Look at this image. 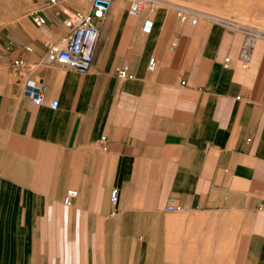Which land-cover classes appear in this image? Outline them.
Returning a JSON list of instances; mask_svg holds the SVG:
<instances>
[{
    "label": "crops",
    "instance_id": "1",
    "mask_svg": "<svg viewBox=\"0 0 264 264\" xmlns=\"http://www.w3.org/2000/svg\"><path fill=\"white\" fill-rule=\"evenodd\" d=\"M129 3L110 0L84 73L46 60L73 6L45 3L30 12L45 24L8 25L0 264H264V34ZM28 78L44 84L43 104L23 93Z\"/></svg>",
    "mask_w": 264,
    "mask_h": 264
},
{
    "label": "built area",
    "instance_id": "2",
    "mask_svg": "<svg viewBox=\"0 0 264 264\" xmlns=\"http://www.w3.org/2000/svg\"><path fill=\"white\" fill-rule=\"evenodd\" d=\"M143 1L144 0H130L128 7L129 12L131 14H139L143 7ZM59 3V0H48L46 4L48 6H57ZM109 4L110 0H90L89 8L86 11H63L66 15L63 19L66 31L60 42L47 44L46 60L71 67L80 73L86 72L93 62L94 48L98 38L97 23L103 18ZM176 15L181 21L189 20L195 22V15H201V13L189 7L177 6ZM31 19L37 26H41L46 22L45 16L35 11L31 13ZM152 26V19L146 17L143 20L141 29L143 32L147 33L151 31ZM251 46L252 37L249 36L245 39L240 50L242 61L246 62L248 60ZM16 64L20 67L25 65L23 61H16ZM154 66L155 59L151 57L148 67L153 69ZM115 72L120 78H125L130 75L126 64L117 66ZM44 91V84L38 80L28 78L23 82V93L30 97L36 104H43L45 102ZM49 104L52 108H55L58 105V100L53 99ZM76 195V189L68 188L63 196V202L65 204H70L73 197ZM110 199L113 203L117 202L118 191L116 188L110 191ZM172 200L173 198H171V201ZM167 208L173 209L174 206L168 204Z\"/></svg>",
    "mask_w": 264,
    "mask_h": 264
},
{
    "label": "rangeland",
    "instance_id": "3",
    "mask_svg": "<svg viewBox=\"0 0 264 264\" xmlns=\"http://www.w3.org/2000/svg\"><path fill=\"white\" fill-rule=\"evenodd\" d=\"M48 0H0V57L7 49L8 25L28 16L30 12L47 3ZM64 8H84L90 0H59ZM163 4L185 6L225 20L235 26L264 34V0H156ZM69 12H72L69 10ZM262 29V30H260ZM227 264V263H226Z\"/></svg>",
    "mask_w": 264,
    "mask_h": 264
}]
</instances>
